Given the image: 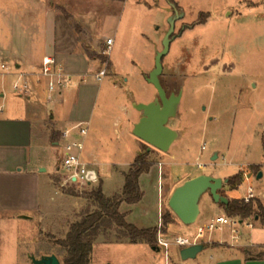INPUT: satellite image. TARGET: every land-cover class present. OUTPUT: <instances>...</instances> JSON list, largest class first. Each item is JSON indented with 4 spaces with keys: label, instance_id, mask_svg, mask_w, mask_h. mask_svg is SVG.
I'll return each instance as SVG.
<instances>
[{
    "label": "rangeland",
    "instance_id": "obj_1",
    "mask_svg": "<svg viewBox=\"0 0 264 264\" xmlns=\"http://www.w3.org/2000/svg\"><path fill=\"white\" fill-rule=\"evenodd\" d=\"M147 1L148 4L139 6L129 1L117 16L120 19L116 21L113 17L102 27L103 35L112 37L115 44L108 57L103 55L106 43L100 51L101 63L96 71L107 68L108 75L102 82L93 81L98 96L92 126L101 144L98 165L90 169L99 172L108 196L120 193L123 188V183L112 175L113 164L127 170L147 145L134 136V129L129 128L128 134H124L123 123L132 114L135 122L142 116L135 104L158 98L157 90L147 79L155 69L157 54L164 49L171 19L176 17L166 0ZM169 2L177 7L179 14L175 40L163 61L161 82L168 88V94H182L178 116L168 123L179 139L167 153L147 145V152H151L149 161L159 167L169 165L178 184L184 182L189 172L196 173L199 163L210 166L209 175L223 178L235 177L248 170V165H261L264 162V0ZM59 170L55 182L62 195L61 203L57 195L55 203L49 198L41 202L43 208L55 207L56 211L43 215L44 209L0 210V264H33V257L52 255L65 264L68 252L57 241L65 239L74 224L98 211L89 194L101 183L92 189L65 184L67 177L60 165ZM161 172L160 176L158 168L152 167L151 172L142 175V201L135 205L125 203L123 211L129 212V220L135 226L158 228L159 199L170 182L166 167ZM249 187L258 193L264 188V180L256 176L247 179L242 188L233 190L229 196L243 199ZM163 211L171 213L168 200ZM172 222L162 229V239L169 243L179 237L193 238L201 225L185 226L174 214ZM238 230L240 239L250 234L247 224ZM231 231L226 227L211 235L207 233L200 242L205 243L210 237L214 241L227 238L230 242ZM104 238L110 243L94 246L91 264L182 263V249L173 244L167 256L159 234L161 253L156 254L155 250L153 257L143 249L142 243L120 241L115 231L106 233ZM212 256L207 250L200 254V259L210 260Z\"/></svg>",
    "mask_w": 264,
    "mask_h": 264
},
{
    "label": "crops",
    "instance_id": "obj_2",
    "mask_svg": "<svg viewBox=\"0 0 264 264\" xmlns=\"http://www.w3.org/2000/svg\"><path fill=\"white\" fill-rule=\"evenodd\" d=\"M129 1L131 0H0V210L33 212L44 209L43 215L47 211H56L55 207L43 208L41 202L43 198H49L53 203L58 199L61 203L62 195L55 181L60 172L62 133L66 129L80 123L90 124L85 160L92 166L98 165L101 142L92 126L98 90L93 81H98L96 76L100 71L96 70L101 63L100 51L107 40L113 39L103 35L102 27L113 17L116 21L120 19L117 16ZM133 1L138 6L148 4L147 0ZM166 1L175 10L169 0ZM46 57L55 58L73 80L72 86L54 94L52 100L48 99L47 93L49 80L42 74ZM20 79L28 87V94L14 91V85ZM151 102L153 100L149 103ZM141 118L142 116L135 122L134 115H130L123 123V133L128 134L129 128L133 130ZM217 155L215 153L214 158ZM113 165L112 175L123 183L124 188L125 175L133 164L127 170ZM163 167L169 172L170 182L163 198L159 199V224L164 213V203L167 200L169 202L177 187L200 175H209L208 171L196 169V173L189 172L184 182L178 184L172 178L169 165H153V168H158L160 176L163 175ZM248 167V170L242 171L246 174L244 182L254 176L258 179L260 173L262 177L258 180H264V162ZM251 167L258 170L252 171ZM97 175L98 183L94 188L102 183L105 196L122 194L123 188L120 193L108 196L99 172ZM216 178L230 181L233 177ZM242 186L243 184L238 189ZM225 187L230 188L229 184ZM232 191L231 188L229 191L224 189L221 194L230 202L238 200L229 196ZM56 195L58 199L55 198ZM205 196L200 205L199 226L215 217L227 216L221 205L216 204L210 195ZM255 200L264 206V188L258 193L255 191ZM124 206L125 204L121 206L120 212L125 215L129 224L135 226L129 220V212L124 213ZM251 219L241 221L239 226L247 224L250 229V234L245 239H234L231 231L230 242L227 238L214 241L210 237L207 242L200 243L205 247L203 252L210 250L213 253L210 260H201V252L195 260L183 261L180 258L182 263L175 264H264V224L258 217ZM136 227L140 230L159 229V225L158 228ZM107 243L110 242L101 236L96 245ZM142 244L143 249L153 257L154 250L145 243ZM157 252L156 254H160L161 250Z\"/></svg>",
    "mask_w": 264,
    "mask_h": 264
},
{
    "label": "trees",
    "instance_id": "obj_3",
    "mask_svg": "<svg viewBox=\"0 0 264 264\" xmlns=\"http://www.w3.org/2000/svg\"><path fill=\"white\" fill-rule=\"evenodd\" d=\"M170 1L173 2V0ZM147 148V145L144 146L143 152L125 175V185L121 195L105 196L102 183L98 188L91 191L90 199L96 204L98 211L87 215L81 222L74 224L66 238L57 241V245L68 252L65 264H91L94 246L101 236L111 231L117 233L120 241L129 240L135 244L145 243L156 251L160 250L157 240L159 229L140 230L129 224L125 215L120 212L123 204L135 205L143 199L144 194L140 187V178L149 173L153 167L149 161L150 153L147 152ZM250 170L256 171L258 168L251 167ZM245 175L244 172H241L231 178L229 181L230 188L232 190L238 189L243 184ZM222 207L230 218L245 221L258 217L264 224V206L260 201L253 200L246 205L243 200H232L228 206ZM172 215L171 212L162 216L164 228L173 223Z\"/></svg>",
    "mask_w": 264,
    "mask_h": 264
},
{
    "label": "water",
    "instance_id": "obj_4",
    "mask_svg": "<svg viewBox=\"0 0 264 264\" xmlns=\"http://www.w3.org/2000/svg\"><path fill=\"white\" fill-rule=\"evenodd\" d=\"M177 16L178 12H176V17L171 19V28L165 38L164 49L157 54L155 69L148 79V82L157 90L158 98L148 104H135V109L142 113V118L135 125L134 136L148 146L164 153L169 152L179 139V134L170 129L168 123L178 116L182 94L181 92L179 94L173 93L169 96L161 82L164 71L163 61L169 54L171 44L175 40L173 34L175 23L178 20ZM261 177L262 174L260 173L258 179ZM227 184H229V180L224 181L207 174L200 175L177 187L169 199L168 207L185 226L196 225L201 215V201L205 195H210L214 202L221 206L230 204L229 199L221 194L224 189L230 190L229 187H225ZM204 249L203 245H196L182 249L180 255L183 261L195 260ZM153 250L155 251V249ZM32 262L33 264H61L55 255L45 256L41 259L33 257Z\"/></svg>",
    "mask_w": 264,
    "mask_h": 264
},
{
    "label": "built area",
    "instance_id": "obj_5",
    "mask_svg": "<svg viewBox=\"0 0 264 264\" xmlns=\"http://www.w3.org/2000/svg\"><path fill=\"white\" fill-rule=\"evenodd\" d=\"M114 46V40L109 39L106 42L105 49L103 51L104 56H110L112 48ZM3 68H6L3 66ZM43 76L48 79V99L52 100V96L60 91H63L73 84L72 78L67 75L65 70L61 68L55 58L46 57L43 61ZM108 75L107 68L101 70L96 76V79L101 82ZM14 91L18 94H28V87L21 83V79L14 85ZM90 124L80 123L69 129H66L62 133V142L60 145V167L65 173L67 180L65 184L77 185L80 187L94 188V185L98 183V175L90 169V165L85 160L86 152V139L89 136ZM205 150V147L203 148ZM197 169L201 172H207L210 166L199 163ZM255 200V192L252 187H249L247 194L243 199L244 204L248 205ZM241 220L230 218L228 216H219L210 220L205 225L199 226L196 235L193 238L179 237L174 243L166 242L162 239L163 222L162 216L159 224V242L161 247L165 250L168 256L169 249L175 244L180 249H185L200 245L201 239L208 233L209 235L223 231L226 227L231 228L234 239L238 240L240 237L239 226ZM168 259V258H167Z\"/></svg>",
    "mask_w": 264,
    "mask_h": 264
},
{
    "label": "flooded vegetation",
    "instance_id": "obj_6",
    "mask_svg": "<svg viewBox=\"0 0 264 264\" xmlns=\"http://www.w3.org/2000/svg\"><path fill=\"white\" fill-rule=\"evenodd\" d=\"M174 9H175V10H174V13H175V15H176V12H178V11H177V7H174ZM178 14H179V12H178ZM177 17H178V16H177ZM168 91H169V90H168V88H167V92H168ZM168 95L171 96L172 94H168Z\"/></svg>",
    "mask_w": 264,
    "mask_h": 264
}]
</instances>
